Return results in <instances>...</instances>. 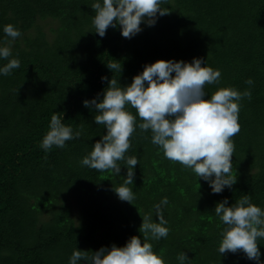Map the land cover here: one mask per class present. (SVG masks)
<instances>
[{"label":"trees","instance_id":"obj_1","mask_svg":"<svg viewBox=\"0 0 264 264\" xmlns=\"http://www.w3.org/2000/svg\"><path fill=\"white\" fill-rule=\"evenodd\" d=\"M92 3L0 0V43L8 39L5 24L21 32L11 43L20 66L0 75V264H68L76 247L91 252L122 246L132 235L142 239V217L164 196L169 232L150 241L164 264H178L182 251L186 264H255L239 250L219 254L224 225L213 208L225 197L232 204L247 194L264 209V0H167L162 7L168 13L153 26L142 22L131 38L119 27L109 26L103 37L95 33ZM193 57L220 70L219 83L205 85L209 95L219 87L251 91L240 101V130L231 138L235 183L212 193L190 169L166 159L150 131L136 128L125 153L138 157L129 186L135 199H118L113 187L122 182L125 165L114 176L79 163L106 131L82 100L106 87L101 76H113L106 63L121 62L124 86L147 63ZM249 78L252 85L245 84ZM53 113L82 135L46 152L39 141ZM258 248L264 261V239Z\"/></svg>","mask_w":264,"mask_h":264},{"label":"clouds","instance_id":"obj_2","mask_svg":"<svg viewBox=\"0 0 264 264\" xmlns=\"http://www.w3.org/2000/svg\"><path fill=\"white\" fill-rule=\"evenodd\" d=\"M166 2L93 0L90 7L95 14L91 24L100 37L111 26L113 29L119 27L123 37L131 38L142 30V22L153 26L158 15L168 13L169 10L162 7ZM2 31L8 39L0 43V60L7 62L0 65V75L6 76L20 66L19 59L12 55L11 43L21 36V32L11 23L5 24ZM106 67L113 76H101V80L107 82L102 93L82 100L84 107L94 111L95 123L103 125L106 131L92 144L91 151L81 158V166L119 176L121 165H125L123 180L113 187V191L118 199L132 203L135 194L129 186L133 185L138 157L125 153L130 148L129 138L139 128L141 132H151V143L163 151L166 159L190 169L196 179L199 177L207 182L212 193L218 194L225 187H232L236 176L232 172L234 144L231 138L240 130V101L251 98L249 88L239 91L233 87H219L209 95L205 85L218 84L221 73L208 66L206 61L202 63L198 57H193L190 62L157 59L145 64L142 71L124 86L118 80L122 72L121 62L106 63ZM245 84L252 85L253 81L249 78ZM128 108L135 109V115ZM137 117L142 122L136 123ZM81 135L82 129L74 131L71 125L62 122V114L53 113L39 147L46 152L53 146L63 148L66 141L78 139ZM121 161L123 164L119 163ZM168 203L166 196L161 197L142 217L138 229L142 239L132 235L122 246L113 243L91 252L76 247L68 264H164L162 255L153 251L150 241L168 235V221L163 215ZM213 211L224 225L217 249L219 254L239 250L255 264H264L258 248V241L264 239V209L253 204L244 194L232 204L225 197L215 203ZM176 259L178 264H186L189 260L183 251Z\"/></svg>","mask_w":264,"mask_h":264},{"label":"rangeland","instance_id":"obj_3","mask_svg":"<svg viewBox=\"0 0 264 264\" xmlns=\"http://www.w3.org/2000/svg\"><path fill=\"white\" fill-rule=\"evenodd\" d=\"M46 27V26H45Z\"/></svg>","mask_w":264,"mask_h":264}]
</instances>
